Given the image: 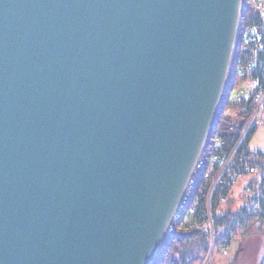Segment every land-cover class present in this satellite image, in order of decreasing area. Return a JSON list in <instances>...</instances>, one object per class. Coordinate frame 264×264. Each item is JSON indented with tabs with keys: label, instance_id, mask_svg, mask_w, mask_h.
<instances>
[{
	"label": "water",
	"instance_id": "obj_1",
	"mask_svg": "<svg viewBox=\"0 0 264 264\" xmlns=\"http://www.w3.org/2000/svg\"><path fill=\"white\" fill-rule=\"evenodd\" d=\"M244 12L242 0H0V264H152Z\"/></svg>",
	"mask_w": 264,
	"mask_h": 264
},
{
	"label": "trees",
	"instance_id": "obj_2",
	"mask_svg": "<svg viewBox=\"0 0 264 264\" xmlns=\"http://www.w3.org/2000/svg\"><path fill=\"white\" fill-rule=\"evenodd\" d=\"M248 63L250 65L247 72L256 79L257 88L264 90V15L251 8H247L241 18L223 101L203 148L202 164L197 167L196 174L193 176L192 198L194 196H198L201 200L204 198L212 177L211 154L215 149L235 145L244 127V122L250 114L249 94H242L239 88L237 94L234 95L235 101L232 100L231 95L234 86L237 83L241 84L247 76L245 72H240L238 69L247 66ZM227 107L240 108L236 119L225 114ZM262 122H264V117ZM258 124L255 122L247 129L236 151V156L258 166L257 177H253L252 181L249 180L244 186L245 192L251 188V192L256 194L252 197H245L237 208L221 209V204L218 202L220 189H214L209 208L214 233L213 245L218 246L222 236L236 234L253 220H264V151L250 147L251 138ZM219 139L224 140L223 145L219 144ZM230 189L231 187H228L223 191L226 197ZM205 220L206 217L202 219V222ZM207 225L201 224L199 228L194 229L178 228L167 239H164L152 264H202L211 253V229ZM261 261L264 264V253Z\"/></svg>",
	"mask_w": 264,
	"mask_h": 264
},
{
	"label": "built area",
	"instance_id": "obj_3",
	"mask_svg": "<svg viewBox=\"0 0 264 264\" xmlns=\"http://www.w3.org/2000/svg\"><path fill=\"white\" fill-rule=\"evenodd\" d=\"M251 9L257 10L260 12L261 15H264V0H251ZM249 31V29H248ZM260 47V46H259ZM250 63L247 66L239 68V71L245 72L246 79L242 82L244 85L241 87L240 92L242 94H249L251 99V111L244 122V127L240 131L239 138L236 141L235 145L228 148H219L216 149V152H213V170H212V177L211 183L208 187L207 191L204 193V198L201 200L200 198L196 202L195 207L191 208V211L187 212V217L185 222L179 228L183 229H194L199 228L201 224H208L207 226L210 227L211 231V238L214 236L212 230V217L210 212V200L213 194L214 189L219 188L220 192L218 195V202H223L226 200V195L223 194V191L231 187L237 179L244 177L246 175L254 174L258 171V166L256 164L246 162L242 157L236 156V151L240 140L245 135L247 129L255 122L261 123L262 122V114L264 113V90L257 88V81L252 75H250L247 70L249 69ZM233 101L236 98L233 95ZM231 110L226 112V115L231 116L232 118L236 119L239 115L240 108H230ZM219 144L223 145L224 140L219 139ZM201 163V160H200ZM199 166V165H198ZM195 173V171H194ZM191 178L188 180V183L182 193L187 194L189 189V183H191ZM256 193L250 192V196H254ZM181 195V198H182ZM206 217V220L202 222V219ZM177 229L168 227V234L174 233ZM233 239V235H224L221 238L219 245L221 246L223 252H227L230 243Z\"/></svg>",
	"mask_w": 264,
	"mask_h": 264
},
{
	"label": "rangeland",
	"instance_id": "obj_4",
	"mask_svg": "<svg viewBox=\"0 0 264 264\" xmlns=\"http://www.w3.org/2000/svg\"><path fill=\"white\" fill-rule=\"evenodd\" d=\"M243 85L244 83H237L232 90V95L237 94L238 89ZM230 110L229 107L225 109L228 112ZM262 117H264V113ZM250 147L259 148L264 151V122L258 124L257 130L251 138ZM253 177L256 178L257 173L237 179L231 186L229 193H227L226 200L220 202L221 209L226 207L237 208L244 201L245 197H252L249 195L251 188L245 192L244 186L249 180L252 181ZM213 237L211 238V253H209L202 264H262L261 257L264 253V220H253L236 234H233V239L227 252H223L220 245H213Z\"/></svg>",
	"mask_w": 264,
	"mask_h": 264
},
{
	"label": "bare ground",
	"instance_id": "obj_5",
	"mask_svg": "<svg viewBox=\"0 0 264 264\" xmlns=\"http://www.w3.org/2000/svg\"><path fill=\"white\" fill-rule=\"evenodd\" d=\"M247 8H251V0H242V9L246 10ZM241 18H242V16L240 17L239 25H240V22H241ZM247 31H248V29H247ZM238 32H239V27H238L237 35H238ZM235 37L237 38V36H235ZM236 38H235V43H236ZM235 43H234V48H235ZM229 69H230V67H229ZM238 71H239V69H238ZM228 75H229V73H228ZM227 80H228V76H227ZM227 80H226L225 84H227ZM232 99H233V95H232ZM226 112L227 111H225V114H226ZM214 152H216V149H215ZM200 160H201V156H200V158H199V160H198V162L196 164V167H195V170H194L195 173L193 172V174H192V179H191V183H189V189H188L187 194H183L182 198L180 197V199H179V202L177 204V208H176V210L174 212L173 219L171 221V228L172 229H178L180 226H182V224L185 222V219L187 217V212L191 211L192 207H195L196 202L199 199L198 196H194L192 198L191 192H192V188H193V185H194L193 176L196 174L197 167H199L202 164V160H201V163H200ZM210 160H211L210 164L213 166V153L211 154V159ZM169 234L171 235L172 233H169Z\"/></svg>",
	"mask_w": 264,
	"mask_h": 264
}]
</instances>
